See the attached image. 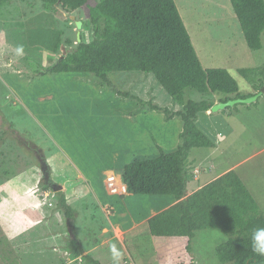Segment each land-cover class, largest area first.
<instances>
[{"label":"rangeland","instance_id":"obj_1","mask_svg":"<svg viewBox=\"0 0 264 264\" xmlns=\"http://www.w3.org/2000/svg\"><path fill=\"white\" fill-rule=\"evenodd\" d=\"M176 2L204 67L227 69L241 96L187 89L186 101L217 104L257 94L264 87V74L253 71L246 76L239 69L264 70V31L263 45L255 50L247 44L230 0ZM47 29L62 31L56 54L40 40L51 36ZM79 32L85 40L92 39L90 5L69 14L60 7L48 11L41 0H13L0 8V264H114L113 245L121 253L119 264L149 263L155 249L171 254L172 263L222 264L216 249L231 236L224 228L198 231L189 249L186 237L152 235L145 220L172 195L122 197L109 195L103 187L105 168L115 167L118 176L130 163L154 158L161 149L173 151L181 143L183 119L176 115L167 120L163 112L150 110L148 102L170 110L183 107L152 73L113 72L112 84H103L94 73H48L49 66L76 47ZM19 45L24 55L15 57ZM135 96L147 102L143 110ZM198 123L217 141L216 147L190 152L189 170L197 167L198 183L207 184L234 169L264 214V93L252 103L201 113ZM41 159L51 180L43 173ZM77 167L84 169L87 180L78 176ZM38 179L66 185L74 223L58 204L60 190H53L54 206L39 201L35 192L43 188L35 187ZM196 184L189 179L187 189ZM73 191L78 193L74 199ZM134 223L139 225L124 242L116 238L102 243L104 227L111 229L104 235L109 238L115 237L114 226L127 229Z\"/></svg>","mask_w":264,"mask_h":264},{"label":"trees","instance_id":"obj_2","mask_svg":"<svg viewBox=\"0 0 264 264\" xmlns=\"http://www.w3.org/2000/svg\"><path fill=\"white\" fill-rule=\"evenodd\" d=\"M12 1L0 0V8ZM41 1L51 12L58 7L70 12L90 5L93 33L89 41L82 33L76 47L49 66L48 73H94L103 84H112L109 74L113 72L152 73L171 99L183 107L170 110L167 106L148 102L150 110L163 112L167 120L176 115L183 119L181 143L173 151L161 149L160 155L154 158L130 163L122 173L129 194H162L181 199L148 219L151 234L157 237H186L190 249L198 231L222 227L231 235L216 249L222 264H264V256L253 252L251 241L253 231L264 228V214L236 170L231 169L192 194H187L192 148L216 147L217 141L198 123L201 113H207L215 103L195 99L186 101V90L241 96L237 80L227 69L204 67L176 0H99L92 5L90 0ZM230 1L247 44L252 49H260L263 45L264 0ZM45 31L51 36L40 38L41 42L57 53L61 47L62 31ZM262 69L252 67L239 71L248 76L253 71L264 74ZM134 98L143 110L147 102L138 96ZM34 184L38 190L40 186L43 188L40 190L52 188L39 180ZM39 193L35 192V196L42 202ZM58 193L59 206L74 223V209L68 203L66 194L62 190ZM121 195L123 197L126 193Z\"/></svg>","mask_w":264,"mask_h":264},{"label":"crops","instance_id":"obj_3","mask_svg":"<svg viewBox=\"0 0 264 264\" xmlns=\"http://www.w3.org/2000/svg\"><path fill=\"white\" fill-rule=\"evenodd\" d=\"M52 52V51H51ZM54 54H56V53H54ZM208 126V125H207ZM209 127V126H208ZM207 128V127H206ZM53 144L55 145V147L57 148V149H59V150H61L65 155H67V153L63 150V148H62V146L58 143V141H56V140H54L53 141ZM191 156V155H190ZM193 161V160H192ZM189 164L191 165V161L189 160ZM50 167H52V165L50 164ZM113 168H115V167H110V168H105V170L103 171L104 172V175H105V177L103 176L102 178H101V183L103 184V187H105V190L107 191V193L109 194V195H111V194H119V195H121L122 193H112L111 192V190H110V186H109V182H108V176H110V175H116V177H118V179L122 182V184H125L124 182H123V180H122V174H118V176H117V174L115 173V171L113 170ZM196 169V170H195ZM195 169H193L192 171L190 170L189 172H190V179H193L194 181H197V184L191 189V190H188L187 191V194L188 195H190V194H192L193 192H195V191H197V190H199L202 186H204L206 183H198L201 179L199 178V175L197 174V173H199V172H196L198 169H197V167H195ZM77 170L79 171V175L78 176H80L81 178H87L86 177V172L84 171V169H80V168H78L77 167ZM199 171V170H198ZM195 175H196V178L197 179H195ZM52 179H53V176H52ZM88 179V178H87ZM86 179V180H87ZM200 179V180H199ZM55 182H57V181H55ZM210 181L208 180V183H209ZM58 184H61V183H59V182H57ZM62 186H63V190L62 191H64L65 192V194H66V196L69 194L68 193V188L66 187V185L63 183V184H61ZM87 185L92 189V186L90 185V184H88V182H87ZM126 185V184H125ZM126 194H129V193H126ZM73 195H78V193L77 192H75V191H73V192H71V197L73 196ZM188 195H186L185 197H187ZM184 197V198H185ZM183 198V199H184ZM72 199H74L73 197H72ZM168 200H169V202L166 204V205H164V207H160L159 208V210L158 211H154L152 214H151V216L150 217H152L153 215H155V214H157L158 212H161V211H163V210H165V209H167V208H169L170 206H172V205H174V204H176V203H178L181 199H177L176 197H174V196H169V198H168ZM42 204V203H41ZM46 207V206H45ZM150 217H148V218H146L145 220H147V222H148V219L150 218ZM120 224V223H119ZM139 225V223H134L131 227H129V228H127V229H122V228H120L119 227V225L118 226H114L113 227V230H114V235H115V237L113 236V235H111L109 238H106L104 235L107 233V232H109V231H111V229H108L107 227H104L103 228V241H102V243H104V244H106L107 242H109V241H111V240H113V239H116V238H118V239H120L122 242H124L125 241V236H126V234L130 231V230H132V229H135V227H137ZM149 225V224H148ZM116 230H120L123 234H122V236H123V238H121L120 236H118L117 235V233H116ZM97 249V248H96ZM131 251V250H130ZM90 252V250H87L86 249V251H85V255L87 254V255H89L88 253ZM68 254V253H67ZM171 254H160L156 249H155V251H153V253H152V255H151V258H150V262L149 263H144V264H174V263H172L171 261H170V259L171 258H169V256H170ZM82 259V258H81ZM97 261V260H96Z\"/></svg>","mask_w":264,"mask_h":264},{"label":"clouds","instance_id":"obj_4","mask_svg":"<svg viewBox=\"0 0 264 264\" xmlns=\"http://www.w3.org/2000/svg\"><path fill=\"white\" fill-rule=\"evenodd\" d=\"M13 55L15 57H21L24 55V48L23 45H19L14 49ZM117 180L118 177H116ZM119 181H117V183H119ZM127 186V185H126ZM128 189V188H127ZM51 190H53L51 188ZM128 193V190L127 192ZM124 194V193H122ZM251 241H252V250L253 252L264 256V228H257L253 231L252 236H251ZM111 252H112V259L114 264H119V260L121 258V253L120 251L116 248L115 245H113L111 247Z\"/></svg>","mask_w":264,"mask_h":264},{"label":"water","instance_id":"obj_5","mask_svg":"<svg viewBox=\"0 0 264 264\" xmlns=\"http://www.w3.org/2000/svg\"><path fill=\"white\" fill-rule=\"evenodd\" d=\"M66 14H69L70 12L68 11H64ZM82 22H79V25L78 26H81ZM78 38L79 40H81L80 38V32L78 34ZM264 93V87H262L260 89V91L255 94L254 96H251L249 98H236V99H233V100H229V101H226V102H219L217 104H214L211 108V113L212 112H216L220 109H224L230 105H235L237 103H252L253 101H256L260 95H262ZM49 177V176H48ZM49 184L51 185L52 189L57 191V190H62L63 189V186L61 184H58L57 182H52V181H48Z\"/></svg>","mask_w":264,"mask_h":264},{"label":"built area","instance_id":"obj_6","mask_svg":"<svg viewBox=\"0 0 264 264\" xmlns=\"http://www.w3.org/2000/svg\"><path fill=\"white\" fill-rule=\"evenodd\" d=\"M39 180V179H38ZM116 175H110L108 176V182L110 186V190L112 193H126L127 192V186L125 184H122L120 181L117 183ZM117 183V184H116ZM39 183L37 182V185ZM42 202L47 206H54L53 202V196L55 195L53 190L47 189V190H41L39 193Z\"/></svg>","mask_w":264,"mask_h":264},{"label":"flooded vegetation","instance_id":"obj_7","mask_svg":"<svg viewBox=\"0 0 264 264\" xmlns=\"http://www.w3.org/2000/svg\"><path fill=\"white\" fill-rule=\"evenodd\" d=\"M41 163H42V164H41V165H42L41 168H42V170H43V173L45 174V177H47V178H49V180H51V178L48 177V173H49V172H48L47 169H46V168H47L46 166H48V165L45 164V163H43L42 159H41ZM48 168H49V167H48ZM49 176H50V175H49Z\"/></svg>","mask_w":264,"mask_h":264},{"label":"bare ground","instance_id":"obj_8","mask_svg":"<svg viewBox=\"0 0 264 264\" xmlns=\"http://www.w3.org/2000/svg\"><path fill=\"white\" fill-rule=\"evenodd\" d=\"M119 181V180H118Z\"/></svg>","mask_w":264,"mask_h":264}]
</instances>
